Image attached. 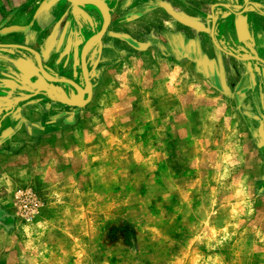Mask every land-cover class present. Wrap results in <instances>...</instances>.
Listing matches in <instances>:
<instances>
[{"label": "rangeland", "instance_id": "1", "mask_svg": "<svg viewBox=\"0 0 264 264\" xmlns=\"http://www.w3.org/2000/svg\"><path fill=\"white\" fill-rule=\"evenodd\" d=\"M64 1L42 68L85 89L104 20ZM104 1L92 100L57 83L0 119V264H264V97L216 32L240 0ZM182 31L215 70L182 60Z\"/></svg>", "mask_w": 264, "mask_h": 264}, {"label": "crops", "instance_id": "2", "mask_svg": "<svg viewBox=\"0 0 264 264\" xmlns=\"http://www.w3.org/2000/svg\"><path fill=\"white\" fill-rule=\"evenodd\" d=\"M239 3L243 5L244 10L234 11L231 15L219 18L216 32L221 36H232L235 40L239 39L237 35L242 36V39H239L241 46H232L235 48L234 52L241 51L249 58V61L243 64L249 66L251 79L245 81L243 88L248 89L245 96L251 101L260 97V94L255 92L256 88L264 97V0H240ZM65 12L64 0H0V119H4L6 123L10 124L26 113L24 106L28 103L34 104L31 107L39 110L42 107L43 88L52 89L53 85H57L48 82L41 87V80L37 78L35 68L39 61L43 63L47 57L42 46L49 36L51 37L50 28L55 24L56 16L61 17L60 13ZM6 46H22L34 50L41 60L27 50ZM182 60L191 61L197 71L202 70V65L205 66V72L211 71V67L215 70L213 61L203 53L196 40L187 37L184 31ZM248 85H251L250 89ZM31 96H35L36 100H29L25 104L23 99ZM6 116L7 118H4ZM3 125L4 122L0 129L5 127Z\"/></svg>", "mask_w": 264, "mask_h": 264}, {"label": "water", "instance_id": "3", "mask_svg": "<svg viewBox=\"0 0 264 264\" xmlns=\"http://www.w3.org/2000/svg\"><path fill=\"white\" fill-rule=\"evenodd\" d=\"M68 1L72 5H75V6H81V5L90 3V0H68ZM97 1H99L103 5V7L105 9V12L107 14V19L104 21V24H103V27H102L101 31L86 42V44L84 45V47L82 49V52H81V58L80 59H81V67H82V71H83V76H84V80H85V84H86L85 85L86 86L85 89H82L75 82H73V81H71L69 79H52V78L48 77V75L46 74L45 70L42 68V62H40L38 60L41 72H42L43 76L46 78V80H48L49 82L58 83V84H71L72 86L78 88L83 94L88 95V99L87 100H74V101H72L71 104L73 106H85V105L88 104V102H90V100L92 98V86H91V83H90V80H89V73H88V68H87V52H88V50H89V48H90V46L92 44H94L95 42L101 40L105 36V34H106V32H107V30H108V28L110 26V22H111V15H110V12H109V9H108L106 3L103 2L102 0H97ZM6 47L27 50V51L35 54L38 57V59H40L39 58L40 55L37 52H35L34 50H31L29 48L22 47V46H6ZM260 134L262 136H264V131L260 130Z\"/></svg>", "mask_w": 264, "mask_h": 264}, {"label": "bare ground", "instance_id": "4", "mask_svg": "<svg viewBox=\"0 0 264 264\" xmlns=\"http://www.w3.org/2000/svg\"><path fill=\"white\" fill-rule=\"evenodd\" d=\"M90 4L94 7L95 10L101 15L102 19L105 21L107 19V14L103 5L97 0H90Z\"/></svg>", "mask_w": 264, "mask_h": 264}, {"label": "flooded vegetation", "instance_id": "5", "mask_svg": "<svg viewBox=\"0 0 264 264\" xmlns=\"http://www.w3.org/2000/svg\"><path fill=\"white\" fill-rule=\"evenodd\" d=\"M90 80V79H89ZM92 86V85H91Z\"/></svg>", "mask_w": 264, "mask_h": 264}]
</instances>
